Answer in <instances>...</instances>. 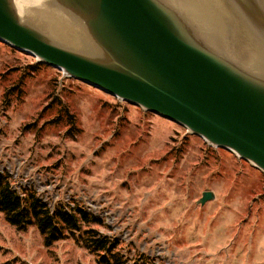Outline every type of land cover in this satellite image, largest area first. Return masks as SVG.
<instances>
[{"label": "rangeland", "instance_id": "374dc122", "mask_svg": "<svg viewBox=\"0 0 264 264\" xmlns=\"http://www.w3.org/2000/svg\"><path fill=\"white\" fill-rule=\"evenodd\" d=\"M0 172L50 211L101 221L46 246L0 213V264H99L87 228L116 239L126 264H264V172L2 41Z\"/></svg>", "mask_w": 264, "mask_h": 264}, {"label": "water", "instance_id": "95a60500", "mask_svg": "<svg viewBox=\"0 0 264 264\" xmlns=\"http://www.w3.org/2000/svg\"><path fill=\"white\" fill-rule=\"evenodd\" d=\"M35 1L0 0V41L264 172V0Z\"/></svg>", "mask_w": 264, "mask_h": 264}, {"label": "trees", "instance_id": "16d2710c", "mask_svg": "<svg viewBox=\"0 0 264 264\" xmlns=\"http://www.w3.org/2000/svg\"><path fill=\"white\" fill-rule=\"evenodd\" d=\"M0 213L18 230L34 224L43 237L44 245L80 232L84 223H100V219L79 205L50 211L37 195L27 191L20 195L12 188L9 175L0 172ZM84 245L96 255L99 264H126L127 259L117 250L118 241L101 234L95 228L84 229ZM133 264H138L136 261Z\"/></svg>", "mask_w": 264, "mask_h": 264}, {"label": "bare ground", "instance_id": "6f19581e", "mask_svg": "<svg viewBox=\"0 0 264 264\" xmlns=\"http://www.w3.org/2000/svg\"><path fill=\"white\" fill-rule=\"evenodd\" d=\"M23 2H24V0H15L16 5L19 7H20L21 3H23ZM30 2H32V1H30ZM35 2H37V1H35Z\"/></svg>", "mask_w": 264, "mask_h": 264}]
</instances>
